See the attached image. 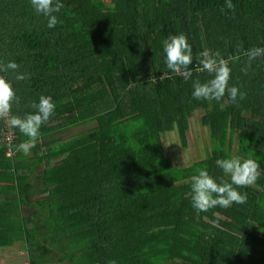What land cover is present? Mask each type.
Returning <instances> with one entry per match:
<instances>
[{
	"label": "trees",
	"instance_id": "obj_1",
	"mask_svg": "<svg viewBox=\"0 0 264 264\" xmlns=\"http://www.w3.org/2000/svg\"><path fill=\"white\" fill-rule=\"evenodd\" d=\"M61 2L49 29L30 0H0V62L31 76L0 72L19 97L12 115L34 113L41 95L56 105L27 156L16 151L27 137L11 128L5 141L0 120V184L15 185L0 200V248L23 244L30 264H264V56L241 72L242 53L264 47V0H232L233 9L226 0ZM179 34L193 50L188 82L162 50ZM204 50L239 57L229 87L245 99L192 98V81L211 79L195 70ZM199 109L210 150L174 168L164 137L177 131L187 147ZM67 128L76 130L68 140L53 138ZM234 156L260 165L256 183L237 188L247 202L197 214L191 176L205 168L230 181L215 161Z\"/></svg>",
	"mask_w": 264,
	"mask_h": 264
},
{
	"label": "clouds",
	"instance_id": "obj_2",
	"mask_svg": "<svg viewBox=\"0 0 264 264\" xmlns=\"http://www.w3.org/2000/svg\"><path fill=\"white\" fill-rule=\"evenodd\" d=\"M30 5L38 15L46 18L49 29L55 28L60 23L54 13H59L64 7L61 0H30ZM225 7L233 9L235 6L232 0H226ZM162 50L166 54L167 69L171 73L182 76L184 81L188 82L193 75L190 68L193 63V50L187 37L184 34L168 36L162 41ZM242 55L247 57V60L245 66L241 68V72L247 75L252 61L264 56V47H252ZM233 59H239V57L224 59L219 51L212 52L211 50H204L197 54L195 70L206 72L211 79L203 83L198 79L193 80L192 98L198 101L219 102L227 93L229 102L233 104L245 99L246 93L235 86L229 87L231 75L229 61ZM18 69L19 65L14 61H9L6 64L0 62V72L12 71L16 73V81H25L31 78L30 74L19 73ZM13 103H19V97L12 84L0 76V120L4 121L8 127L18 129L23 136L27 137L26 141L16 146V151L27 156L30 154V149L36 146L41 126L54 115L56 105L51 96L41 95L38 103L33 102L30 105L35 110L34 113L19 117L12 115ZM215 165L222 170L224 176L230 178V181L222 177L218 183L205 168H197L196 174L190 178L191 204L197 214L207 212L215 207L228 209L233 204H245L247 193H241L237 191V188L252 186L260 176V165L256 160L250 158L242 159L238 156L222 158L217 159Z\"/></svg>",
	"mask_w": 264,
	"mask_h": 264
},
{
	"label": "rangeland",
	"instance_id": "obj_3",
	"mask_svg": "<svg viewBox=\"0 0 264 264\" xmlns=\"http://www.w3.org/2000/svg\"><path fill=\"white\" fill-rule=\"evenodd\" d=\"M204 114L203 109H199L196 115L191 119V129L188 133V145L187 147H182L180 136L177 131L169 132L164 137V148L166 154L172 161L174 168H182L189 166L205 156L206 150L209 149V133L207 129L200 125L199 119ZM209 130V129H208ZM76 132L72 131V135ZM64 138L68 137V132L62 134ZM237 144V142H236ZM43 170V166L40 169ZM13 184H1L0 187L12 188ZM264 195V193L262 192ZM7 194H0V200L5 199ZM36 198H33L35 202ZM40 211L41 206L37 207H22L21 213L24 215L31 214L36 211ZM24 246L18 243L14 247L0 249V264H28L29 261L26 259V254L22 253Z\"/></svg>",
	"mask_w": 264,
	"mask_h": 264
},
{
	"label": "crops",
	"instance_id": "obj_4",
	"mask_svg": "<svg viewBox=\"0 0 264 264\" xmlns=\"http://www.w3.org/2000/svg\"><path fill=\"white\" fill-rule=\"evenodd\" d=\"M65 132H68V137L67 138H64L63 136H62V134L63 133H65ZM72 136V129L71 128H67V129H64V130H62L61 132H58L53 138L55 139V138H59L60 139V141L61 140H64V141H66V140H68L70 137ZM42 142V141H41ZM1 185V184H0ZM6 189L7 188H5V187H0V194H6L5 193V191H6ZM2 200H4V199H2ZM18 244V243H17ZM17 244H15V245H13V246H10V247H14V246H16ZM23 245V244H22ZM24 246V245H23ZM10 247H1L0 249H4V248H10ZM22 253H25L26 254V259L28 260V254H27V252L25 251V246H24V250L22 251ZM28 264H30V263H28Z\"/></svg>",
	"mask_w": 264,
	"mask_h": 264
},
{
	"label": "built area",
	"instance_id": "obj_5",
	"mask_svg": "<svg viewBox=\"0 0 264 264\" xmlns=\"http://www.w3.org/2000/svg\"><path fill=\"white\" fill-rule=\"evenodd\" d=\"M7 128L8 130L4 132V140L10 143L13 140V131L11 130L10 127H7ZM12 155H13V151L9 149L7 151V156H12Z\"/></svg>",
	"mask_w": 264,
	"mask_h": 264
}]
</instances>
